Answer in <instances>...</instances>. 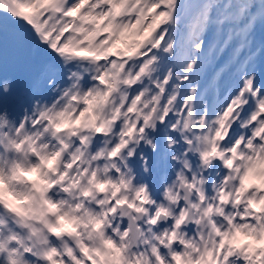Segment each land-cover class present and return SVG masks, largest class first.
<instances>
[{
  "label": "snow or ice",
  "instance_id": "snow-or-ice-1",
  "mask_svg": "<svg viewBox=\"0 0 264 264\" xmlns=\"http://www.w3.org/2000/svg\"><path fill=\"white\" fill-rule=\"evenodd\" d=\"M0 182V264H264V0H0Z\"/></svg>",
  "mask_w": 264,
  "mask_h": 264
},
{
  "label": "clouds",
  "instance_id": "clouds-1",
  "mask_svg": "<svg viewBox=\"0 0 264 264\" xmlns=\"http://www.w3.org/2000/svg\"><path fill=\"white\" fill-rule=\"evenodd\" d=\"M9 86H10V81H9ZM13 158H15V154H14V153L11 154V156L6 155L5 160H6V162H7L8 160L13 159ZM0 185H2V182H0ZM18 187L22 188V187H24V186H23L22 184H20V185H18Z\"/></svg>",
  "mask_w": 264,
  "mask_h": 264
}]
</instances>
